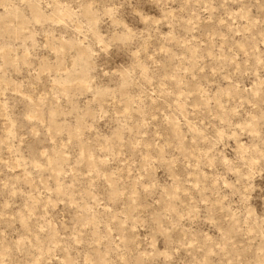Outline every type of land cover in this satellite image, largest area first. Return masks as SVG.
Segmentation results:
<instances>
[{"label":"rangeland","instance_id":"obj_1","mask_svg":"<svg viewBox=\"0 0 264 264\" xmlns=\"http://www.w3.org/2000/svg\"><path fill=\"white\" fill-rule=\"evenodd\" d=\"M0 264H264V0H0Z\"/></svg>","mask_w":264,"mask_h":264}]
</instances>
